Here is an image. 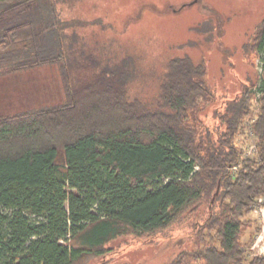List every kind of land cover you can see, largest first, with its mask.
Here are the masks:
<instances>
[{"label": "trees", "instance_id": "1", "mask_svg": "<svg viewBox=\"0 0 264 264\" xmlns=\"http://www.w3.org/2000/svg\"><path fill=\"white\" fill-rule=\"evenodd\" d=\"M56 19L42 0H0V76L58 64L64 87L57 104L0 113V264H87L119 238L204 208L197 258L264 264L247 254L255 234L243 240L264 195V19L244 46L262 71L209 130L199 113L216 96L204 63L170 59L158 97L143 101L129 91L130 66L68 59ZM258 95L246 156L237 140Z\"/></svg>", "mask_w": 264, "mask_h": 264}, {"label": "rangeland", "instance_id": "2", "mask_svg": "<svg viewBox=\"0 0 264 264\" xmlns=\"http://www.w3.org/2000/svg\"><path fill=\"white\" fill-rule=\"evenodd\" d=\"M42 1L56 11L54 32L68 59L96 58L103 65L130 66L129 91L143 101L158 97L170 59L191 56L204 63L216 96L199 113L205 130L213 129L217 112L262 71L260 56L253 55L250 62L244 46L264 19V0ZM63 97L58 64L0 76V113L57 104ZM258 99L259 95L253 99L252 114L244 120L237 140L246 156L255 150L251 124L259 113ZM206 210L197 213L199 220L207 216ZM196 216L154 235L119 238L110 244L113 252L87 264H172L178 259L185 264H205L193 252ZM247 218L253 224L243 240L255 234L247 254L264 255L261 215L252 212Z\"/></svg>", "mask_w": 264, "mask_h": 264}, {"label": "built area", "instance_id": "3", "mask_svg": "<svg viewBox=\"0 0 264 264\" xmlns=\"http://www.w3.org/2000/svg\"><path fill=\"white\" fill-rule=\"evenodd\" d=\"M257 200H258V205L255 206L256 207L255 212H257V213H259V215H261L262 230L264 232V195L260 196ZM260 238H259V240H260Z\"/></svg>", "mask_w": 264, "mask_h": 264}]
</instances>
